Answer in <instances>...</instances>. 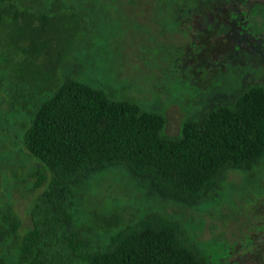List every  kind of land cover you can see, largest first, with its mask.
I'll return each mask as SVG.
<instances>
[{
	"label": "trees",
	"instance_id": "trees-1",
	"mask_svg": "<svg viewBox=\"0 0 264 264\" xmlns=\"http://www.w3.org/2000/svg\"><path fill=\"white\" fill-rule=\"evenodd\" d=\"M154 1L171 10L194 3ZM43 3L0 0V89L8 104L0 124L38 163L33 186L44 185L22 232L13 208L0 209V264H211L178 221L158 212L95 245L74 225L77 188L94 172L124 166L160 197L197 203L225 170L264 160V82L240 84L226 100L184 118L177 135H165L163 112L115 98L81 73L58 78L70 65L85 11Z\"/></svg>",
	"mask_w": 264,
	"mask_h": 264
},
{
	"label": "rangeland",
	"instance_id": "rangeland-1",
	"mask_svg": "<svg viewBox=\"0 0 264 264\" xmlns=\"http://www.w3.org/2000/svg\"><path fill=\"white\" fill-rule=\"evenodd\" d=\"M43 1L49 9L54 0ZM192 1L171 10L154 0H58L60 8L85 11L70 65L58 78L81 73L115 98L157 109L167 119L163 134L177 135L184 118L226 100L242 83L264 82V0ZM5 98L0 89V123ZM18 142L0 124V209L13 208L22 232L44 185L33 186L39 165ZM77 195L74 225L95 245L158 212L178 221L211 264H264V160L250 170H225L193 205L160 197L124 166L90 174ZM113 215L118 219L108 226Z\"/></svg>",
	"mask_w": 264,
	"mask_h": 264
}]
</instances>
